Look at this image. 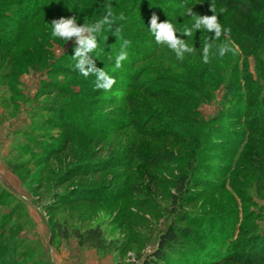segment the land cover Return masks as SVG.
<instances>
[{"label":"rangeland","instance_id":"obj_1","mask_svg":"<svg viewBox=\"0 0 264 264\" xmlns=\"http://www.w3.org/2000/svg\"><path fill=\"white\" fill-rule=\"evenodd\" d=\"M230 7L220 0H0L7 44L0 50V264H142L171 220L191 233L179 240L173 263L247 264L244 248L258 235L264 240V199L256 193L264 157L246 142H264V55L236 44L233 26L219 37L192 28L198 16L228 22ZM153 14L171 22L190 51L158 43L148 29ZM105 16L110 24L97 34V49L85 53L96 69L85 77L74 66L77 38L52 37L51 24ZM225 44L231 51L220 56ZM121 49L133 71H143L131 88L108 64ZM97 70L122 85L97 88ZM245 124L260 131L249 134ZM54 140L59 152L48 154ZM86 161L109 166L82 174ZM186 178L189 193L180 201ZM73 187L98 199L70 201ZM94 226L110 243L105 249L80 245L74 234Z\"/></svg>","mask_w":264,"mask_h":264},{"label":"trees","instance_id":"obj_2","mask_svg":"<svg viewBox=\"0 0 264 264\" xmlns=\"http://www.w3.org/2000/svg\"><path fill=\"white\" fill-rule=\"evenodd\" d=\"M226 1H229L233 7H230L228 14L229 16L227 17L228 22H223L218 20V22L222 25V27L226 26V28L229 29L231 26L237 28L238 30V34L237 36L232 34L233 39L235 40V43L238 44L240 47H249V49H252L253 52L255 53H262L264 55V0H220L221 3H224ZM226 24V25H225ZM243 30H250L249 33H247L245 35L242 34ZM231 32V31H230ZM242 32V33H241ZM232 39V40H233ZM239 39H241L239 41ZM7 44L1 43L0 41V50L6 49L7 50ZM121 48H127V46L122 45L120 46ZM123 49H121L122 51ZM131 54H128L127 56H129ZM146 55V54H144ZM144 55H141L140 57H136L137 61H141L144 58ZM116 57L117 56H111V60L108 61L109 65L111 66H115L116 67ZM130 57V56H129ZM127 58L122 60L120 62V66L116 67V74L119 77H122L124 79L125 84H127L128 88L133 87V85L135 84V79L140 78V74L143 71H139L136 69V71H133L135 69V67L132 65V57ZM130 60L131 62L127 64V60ZM108 60V59H107ZM135 62V61H134ZM128 68H127V67ZM264 66V63H263ZM116 74H111L116 76ZM262 74V73H261ZM258 75V76H261ZM133 76V77H132ZM132 77V78H130ZM135 77V78H134ZM134 80V81H133ZM252 80V79H251ZM262 82L260 83V88L258 90L259 94H260V102L261 104L264 106V73L262 75V78L260 79ZM115 83H118L120 85H122V82L119 81H115ZM65 92H68L69 94H73L74 92L70 89H67L66 87H64ZM131 105V103H130ZM248 114H246L245 116H247ZM238 116V115H236ZM244 124V123H242ZM245 130L246 132H248L249 134L251 133H258L257 128L252 127L249 124H245ZM78 131H80L79 129H77ZM71 132L68 133L67 137L69 140L71 138V134L75 135L73 132L76 131V129H70ZM241 133V132H240ZM242 133H244L242 131ZM52 142L51 144H54L53 148H50L48 150V154L50 153H58L59 152V146L62 143H59L57 141H49ZM248 144L256 147V149L258 150L259 154L264 157V147H262L261 142H255L253 141V139L251 137H247V141ZM26 147V145L23 146V148ZM21 148V149H23ZM30 148H37L35 146H30ZM34 150V149H33ZM53 154V155H54ZM121 154L120 152L117 154V152H111L110 155H119ZM242 156V155H241ZM240 156V157H241ZM223 161L227 162L228 159L227 157L223 159ZM87 163H83L85 166H89L86 167L84 166V169H82L83 172L82 174H84V171L86 169L89 170H93L90 171L89 173H100L102 171H104L105 168H107L109 166V162L107 161H103L101 163H93V161H86ZM92 162V163H91ZM92 164V165H89ZM223 167H225L224 163H222ZM74 165L73 166H69L66 170L65 173H67L65 180L67 181L68 179L71 178V176L69 175L70 171L72 169H74ZM238 167H236L235 169H237ZM195 169V167H192V170ZM263 171L262 172V176H264V164H263ZM79 173V176L82 175ZM204 180V182L206 181V179H202ZM62 182H64V180H62ZM190 178H186L183 182L182 188L180 189V193H178V198L180 199V201H185L186 197L188 196L189 193V185H190ZM200 186H204V188H207L208 185H203L202 183L199 184ZM72 194L69 198L70 201H76L78 199L80 200H97L98 198L94 195V194H90L89 196H84V194H79V191H83L84 192V188H79V187H73L71 189ZM201 191H203L204 189H200ZM256 193L259 196V198H263L264 199V184L259 182L257 183L256 186ZM63 196V195H61ZM61 196H58V198H60ZM177 201L176 199V195L174 194L173 199H172V206L173 203L175 204V202ZM60 203H58L57 206H59ZM185 211L183 210H179L175 217L180 216L181 214H184ZM52 226L54 227L55 231H57V229H59L58 223L54 222L52 224ZM62 237H66V231L65 229H61L60 230ZM252 235L251 238H254V236H257L258 229L256 230H251ZM76 238L79 241L80 245L83 246H90V247H94L96 249H105L107 246H109L110 243H108V245L105 244V241L102 237V231L100 229L99 226H94V227H89L87 228L85 231L81 232L79 230H76L74 232ZM191 235V233H189V229H187L186 227H182L179 224H177L174 220H171L170 223L168 224V226L166 227V229L161 233V235L159 236V241H158V245L156 250H154L150 255L146 256L143 261L142 264H176L173 263V256L175 253H177V249L179 245V240L181 238L187 237ZM262 236H264L263 234H261ZM245 252H248V257L246 259V263L247 264H254V263H259V262H264V240L263 238H261V236L258 235L257 239H255L254 241H251L247 244V246L244 248Z\"/></svg>","mask_w":264,"mask_h":264},{"label":"clouds","instance_id":"obj_3","mask_svg":"<svg viewBox=\"0 0 264 264\" xmlns=\"http://www.w3.org/2000/svg\"><path fill=\"white\" fill-rule=\"evenodd\" d=\"M111 15L109 11L108 16ZM108 16L103 17L100 20H97L94 24L84 25L77 24L76 17L70 18H60L54 20L51 24V35L52 37H61L65 41L68 40L69 37L75 36L77 38V44L79 45L75 51L73 59L75 61V68L85 77H87L94 69L93 61L90 60L85 53L92 52L94 49H97V34L100 33L102 27L106 24H110ZM123 19V16L120 17ZM158 18L155 14H153L149 20V31L154 35V38L158 43L166 41L169 42L170 47L176 49L179 46L183 51H190L188 46L184 44L181 39L177 36L176 30L171 22L168 20L157 22ZM201 25L204 26L206 30L214 33L216 37H219L222 33H227L229 31L228 28L222 27V25L218 22L217 16L212 14L210 16H198L195 19L194 24L192 25L193 29H199ZM192 29L185 28L184 34L188 35ZM128 41H124V45L126 46ZM231 51L227 44L221 46L219 48V55L223 56L225 52ZM178 56L180 53H177ZM126 51H121L119 55L116 57V67L120 66V62L127 57ZM205 62H207V57H205ZM88 65V67H85ZM97 88H103L105 90L109 89L111 85L115 82L114 78L109 76L104 71L97 70Z\"/></svg>","mask_w":264,"mask_h":264}]
</instances>
